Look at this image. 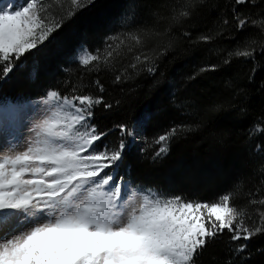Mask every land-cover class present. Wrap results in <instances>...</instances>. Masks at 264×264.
Masks as SVG:
<instances>
[{
  "label": "trees",
  "instance_id": "obj_1",
  "mask_svg": "<svg viewBox=\"0 0 264 264\" xmlns=\"http://www.w3.org/2000/svg\"><path fill=\"white\" fill-rule=\"evenodd\" d=\"M39 4L40 16L51 22L66 14L69 0ZM233 6L234 0H94L20 60H0L12 65L0 77V110L51 90L69 98L103 97L112 107L93 109L91 123L106 134L96 148H113L121 140L128 146L117 178L188 201L215 202L231 194L230 207L239 213L234 224L264 226V204L258 203L264 199V0L235 5L240 18L249 20L240 30ZM104 41L111 56L87 66L70 60L81 44L103 51ZM246 44L251 55L237 56L234 50ZM152 65L156 70L149 73ZM146 114L144 145L133 144L130 129ZM177 125L191 131L171 137L167 154L153 160L159 149L154 137ZM230 235L226 230L205 247L196 264H264V232L248 241L232 242ZM239 243L247 247L234 255L230 248Z\"/></svg>",
  "mask_w": 264,
  "mask_h": 264
},
{
  "label": "snow or ice",
  "instance_id": "obj_2",
  "mask_svg": "<svg viewBox=\"0 0 264 264\" xmlns=\"http://www.w3.org/2000/svg\"><path fill=\"white\" fill-rule=\"evenodd\" d=\"M93 2L69 0L66 14L49 23L46 17L30 11L33 3L13 10L15 4L0 0V60H20ZM246 3L256 4L257 0H234L238 30L247 27L249 20L240 18L235 5ZM129 35L140 43L138 36ZM97 60L96 55L80 57L84 66ZM155 70L154 65L147 68L149 73ZM10 71L11 63L0 65V77ZM97 85L103 92V85L99 81ZM47 96L46 104L57 103L51 115L36 125L35 139L23 151L0 156V234L5 237L0 243V264H196L203 249L226 230L232 242L248 241L264 232V226L250 230L234 224L239 213L228 206L231 194L201 204L178 197L162 199L151 190L130 191L127 180L123 184L117 180L128 146L121 140L118 146L97 151L96 142L106 134L97 132L90 123L95 107L112 105L104 103L103 97L89 95L61 98L51 91ZM117 127L122 135L127 133L125 125ZM184 131L191 128L177 125L160 135L156 143L161 146L152 159L166 155L170 138ZM123 170L127 174V168ZM258 203L264 204V199ZM260 217L264 225V212ZM28 224L34 226L7 238ZM246 247V243H239L230 251L240 255Z\"/></svg>",
  "mask_w": 264,
  "mask_h": 264
},
{
  "label": "rangeland",
  "instance_id": "obj_3",
  "mask_svg": "<svg viewBox=\"0 0 264 264\" xmlns=\"http://www.w3.org/2000/svg\"><path fill=\"white\" fill-rule=\"evenodd\" d=\"M5 3L15 4L17 7L13 10H20L19 6L26 7L28 3L34 4V9L30 11H36L38 15L41 14V7L39 6V0H5ZM50 23V21H48ZM18 23V22H17ZM37 35H39V31H37ZM102 47V46H101ZM247 47H250V44H246L245 47H238L234 50V52H240L243 53ZM99 51V59L102 57L106 58L108 56V53L110 52V47L107 41H104L103 44V51H100V47L95 50V52H91L89 48L85 44H81L75 51V53L71 56V61H76L80 63V57L82 55H96L98 56ZM144 58H140V63H147L148 60H143ZM91 63V62H90ZM53 91V90H51ZM49 91V92H51ZM56 92V91H55ZM58 93V92H57ZM63 98L62 96H60ZM49 98L47 94L39 99L33 100L29 103H25L19 106H6L0 110V156L2 155H12L15 151H23L25 150L27 144L31 143L35 139V131H36V125L40 123L43 119L49 117L51 115V112L53 110L54 105L57 103L56 101H51L49 103H45ZM149 120V115H143L140 119H138L131 127L130 129V136H131V143L136 145H144L145 136H144V130L147 125V122ZM63 123V122H62ZM91 123V121H90ZM259 129V130H258ZM257 133H260L262 131V128H258ZM159 136L154 137V145H158L160 147V144L156 143V140ZM171 139V138H170ZM170 140L168 141V148H169ZM97 151H103L105 150V147L103 150ZM259 151V150H258ZM163 156V155H162ZM31 178V177H28ZM118 182L123 184L124 180H127L130 184V191L136 190V189H143L144 192H147L148 190H151L155 195L161 197L162 199H172V198H180L183 202H199L201 204H211L213 202H205V201H188L184 198H181L179 196H176L173 193L166 192L164 190H158V189H152V188H144V187H134L131 182L126 179L125 177L117 178ZM223 195H220L215 202L219 200ZM230 206V204L228 205ZM202 211L205 212L206 210L202 209ZM46 221H41V223H44ZM34 225L28 224L27 227H22L17 229L16 232H13L9 234L7 237L8 239H11L14 235L19 234L20 232H24L27 230H30L31 227ZM5 237L0 234V243L4 242Z\"/></svg>",
  "mask_w": 264,
  "mask_h": 264
}]
</instances>
